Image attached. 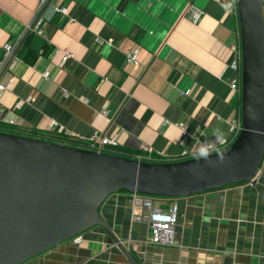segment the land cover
Masks as SVG:
<instances>
[{
	"label": "crops",
	"instance_id": "0c3cea01",
	"mask_svg": "<svg viewBox=\"0 0 264 264\" xmlns=\"http://www.w3.org/2000/svg\"><path fill=\"white\" fill-rule=\"evenodd\" d=\"M39 1L0 0V63L4 45L24 37ZM230 1L49 0L65 14L46 11L43 38L28 41L36 61L0 73V84L10 85L0 91V132L49 141L52 121L84 140L106 131L118 142L107 149L156 163L199 157L201 147L224 150L241 118L240 98L229 88L234 74L226 68L238 43ZM190 6L202 13L197 22ZM65 53L71 57L60 65ZM129 53L138 65L126 62ZM258 176L154 202L177 207L172 247L149 244L147 225L131 218L130 194L110 195L99 213L137 264H264V157ZM82 238L21 264H130L100 227Z\"/></svg>",
	"mask_w": 264,
	"mask_h": 264
},
{
	"label": "water",
	"instance_id": "95a60500",
	"mask_svg": "<svg viewBox=\"0 0 264 264\" xmlns=\"http://www.w3.org/2000/svg\"><path fill=\"white\" fill-rule=\"evenodd\" d=\"M241 42V128L207 158L156 163L0 132V264H21L100 227L137 264L99 213L113 194L178 199L254 183L264 157L261 0H236Z\"/></svg>",
	"mask_w": 264,
	"mask_h": 264
},
{
	"label": "built area",
	"instance_id": "2783aa9c",
	"mask_svg": "<svg viewBox=\"0 0 264 264\" xmlns=\"http://www.w3.org/2000/svg\"><path fill=\"white\" fill-rule=\"evenodd\" d=\"M264 6V0H261ZM226 9L229 15L236 23L237 27V39L238 43L231 46L232 57L229 63L226 65V68L234 74L232 80L229 83V88L236 93L238 98L241 96V42H240V33H239V20H238V9L236 0H232L227 3ZM47 10H50L54 13L65 14V10L56 7L50 6L49 0H40L38 8L34 14V17L31 23L26 27L24 37L22 36L15 44H6L4 45V55L0 63V73L5 70H11L17 63L23 62L22 58L19 57V51L22 47L23 40H25L29 35H35L38 38H43V26L46 23L45 13ZM189 12L192 14L194 22H197L199 17L202 15L200 11H197L195 8L190 6L188 8ZM26 37V38H25ZM25 38V39H24ZM104 42V41H103ZM103 42L97 41L98 44ZM105 44L111 45L110 41H105ZM71 57V54L65 53L62 57L60 65H62L68 58ZM126 62L132 65H138L136 55L129 53L125 55ZM49 76V73L46 71L43 73V78L46 79ZM10 85L0 84V91L8 89ZM186 95L189 94V91H186ZM30 99L25 101H19L15 105V109H19L25 103H30ZM107 113V112H105ZM112 117L110 118V124ZM9 125L14 126V120H9L7 122ZM51 127L55 129V137L53 140L55 142H64L63 145L72 144L74 147L80 146L78 148L88 149L92 151L103 152L107 148H115L118 146V142L115 138H109L106 135V131L98 132L95 131L87 140L82 139L78 135L72 134L69 131L59 127L56 122L52 121L50 124ZM178 127L183 130V125L179 124ZM241 128V120L238 122V127L235 128L234 137L238 135ZM59 140V141H57ZM54 142V143H55ZM61 144V143H59ZM69 145V146H72ZM142 149L145 152L151 153V149L142 146ZM210 152H212V149ZM139 161H141L139 159ZM254 181L259 180L258 173L253 178ZM139 208L140 212H135ZM131 218L135 222L145 223L149 230V244L159 247H172L174 246V227L177 220V207L175 204L171 203L166 209L155 206L153 201L148 196L144 195H132V215ZM71 241L75 245L82 243L83 238L82 234L76 235L71 238Z\"/></svg>",
	"mask_w": 264,
	"mask_h": 264
},
{
	"label": "trees",
	"instance_id": "16d2710c",
	"mask_svg": "<svg viewBox=\"0 0 264 264\" xmlns=\"http://www.w3.org/2000/svg\"><path fill=\"white\" fill-rule=\"evenodd\" d=\"M36 39V40H39L38 37H36L35 35H29L25 40H24V44L22 46V60L23 62L27 63V64H32L36 61V59L38 58V55L34 54L30 49H29V45H28V41L30 39ZM51 142H55L53 139H50ZM59 141V140H57ZM55 143H61V144H65L64 142H55ZM68 145H72V144H68ZM73 146V145H72ZM76 147H80V146H76ZM111 152H103V153H107V154H112V155H116V156H120L122 157L121 153H119L118 151H116L115 149L111 150ZM143 161H146L147 160H143ZM124 193V192H122ZM165 200H171V199H168V198H164ZM163 200V199H161Z\"/></svg>",
	"mask_w": 264,
	"mask_h": 264
},
{
	"label": "clouds",
	"instance_id": "9594fccd",
	"mask_svg": "<svg viewBox=\"0 0 264 264\" xmlns=\"http://www.w3.org/2000/svg\"><path fill=\"white\" fill-rule=\"evenodd\" d=\"M199 156L207 158L209 156V147H201L199 150Z\"/></svg>",
	"mask_w": 264,
	"mask_h": 264
},
{
	"label": "rangeland",
	"instance_id": "374dc122",
	"mask_svg": "<svg viewBox=\"0 0 264 264\" xmlns=\"http://www.w3.org/2000/svg\"><path fill=\"white\" fill-rule=\"evenodd\" d=\"M7 132H9V131H7ZM50 141V140H49ZM51 142V141H50ZM104 152H111L109 149H105L104 150ZM193 158H195V157H193ZM150 199L153 201V203L155 202L156 203V201H158L159 199H164V198H162V197H150ZM154 203V204H155Z\"/></svg>",
	"mask_w": 264,
	"mask_h": 264
},
{
	"label": "bare ground",
	"instance_id": "6f19581e",
	"mask_svg": "<svg viewBox=\"0 0 264 264\" xmlns=\"http://www.w3.org/2000/svg\"><path fill=\"white\" fill-rule=\"evenodd\" d=\"M49 142V141H48ZM96 152H98V151H96Z\"/></svg>",
	"mask_w": 264,
	"mask_h": 264
}]
</instances>
